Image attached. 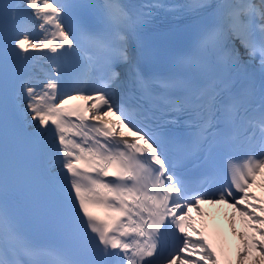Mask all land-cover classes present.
I'll list each match as a JSON object with an SVG mask.
<instances>
[{"label":"snow or ice","instance_id":"1","mask_svg":"<svg viewBox=\"0 0 264 264\" xmlns=\"http://www.w3.org/2000/svg\"><path fill=\"white\" fill-rule=\"evenodd\" d=\"M163 7L0 0V264H220L201 205L264 264V0L174 6L190 40L161 72Z\"/></svg>","mask_w":264,"mask_h":264},{"label":"bare ground","instance_id":"2","mask_svg":"<svg viewBox=\"0 0 264 264\" xmlns=\"http://www.w3.org/2000/svg\"><path fill=\"white\" fill-rule=\"evenodd\" d=\"M226 215L229 217V210H226ZM241 224H243V226L246 225V223L243 220H241ZM244 236H245V238L250 237V229L249 228L244 233ZM229 252H230L231 256H235V252L233 250H230ZM246 262H247V264H252V258L246 259Z\"/></svg>","mask_w":264,"mask_h":264},{"label":"rangeland","instance_id":"3","mask_svg":"<svg viewBox=\"0 0 264 264\" xmlns=\"http://www.w3.org/2000/svg\"><path fill=\"white\" fill-rule=\"evenodd\" d=\"M245 263H246V260H245Z\"/></svg>","mask_w":264,"mask_h":264}]
</instances>
